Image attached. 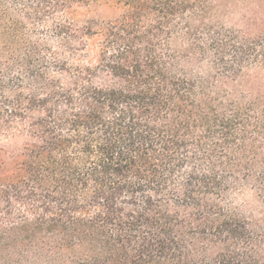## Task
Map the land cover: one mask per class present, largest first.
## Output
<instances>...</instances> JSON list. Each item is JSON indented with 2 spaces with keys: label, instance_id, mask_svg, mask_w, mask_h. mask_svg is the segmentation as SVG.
<instances>
[{
  "label": "trees",
  "instance_id": "trees-1",
  "mask_svg": "<svg viewBox=\"0 0 264 264\" xmlns=\"http://www.w3.org/2000/svg\"><path fill=\"white\" fill-rule=\"evenodd\" d=\"M232 1L39 0L58 47L0 24V264H264L231 201L264 199V16Z\"/></svg>",
  "mask_w": 264,
  "mask_h": 264
},
{
  "label": "rangeland",
  "instance_id": "rangeland-1",
  "mask_svg": "<svg viewBox=\"0 0 264 264\" xmlns=\"http://www.w3.org/2000/svg\"><path fill=\"white\" fill-rule=\"evenodd\" d=\"M39 0H0V24L4 27H16L23 41L47 44L58 47L53 26L56 21L64 18L63 12L47 15L41 19H31L34 5ZM53 3L76 2L78 0H50ZM263 0H234L224 4L219 9L223 22L237 29L260 25L264 16ZM219 16V15H218ZM264 24V23H263ZM231 201L240 211L252 218L264 217V199L250 187L236 191L231 195Z\"/></svg>",
  "mask_w": 264,
  "mask_h": 264
}]
</instances>
